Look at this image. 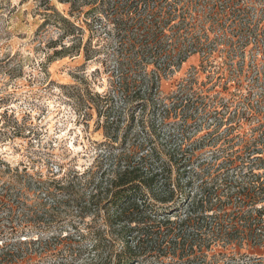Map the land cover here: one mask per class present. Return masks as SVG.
Instances as JSON below:
<instances>
[{
	"label": "trees",
	"instance_id": "1",
	"mask_svg": "<svg viewBox=\"0 0 264 264\" xmlns=\"http://www.w3.org/2000/svg\"><path fill=\"white\" fill-rule=\"evenodd\" d=\"M262 1L56 0L67 6L62 14L51 0H40V28L50 24L59 33L50 42L54 50L48 58L82 55L87 64L99 60L100 48L109 43L107 37L114 42L118 81L112 84L111 93L119 94L121 109L128 116L122 141L126 142L135 125L139 130L134 136L140 141L131 148L109 152L105 164L82 173L71 171L58 180L27 184L37 191V198H43L34 207L13 201L10 193L4 196L8 204L0 196V210L6 209L5 218H0L4 222L0 226V264H46L47 257H57L56 264L252 263L251 257L239 251L245 247L254 250L264 243V173H257L264 170V125L258 126L260 132H255L243 151L212 165L217 168L212 175L202 167L194 170V156L183 153L181 146L168 148L157 134L155 117L161 114L162 126L170 114L177 117L187 107L179 98L183 89L165 105L159 91L163 80L193 54L210 57L224 49L226 54L231 49L236 54L233 47L238 35L239 52L255 55L246 70L241 67L236 72L235 65L236 84L240 87L241 75L245 79L254 75L253 84L244 87L248 95L238 98L243 106L229 117L238 118V124L263 116L264 8L259 20L250 16L251 8ZM201 3L208 8L206 16L212 25L195 36L194 9ZM227 27L230 38L222 44L216 30L224 34ZM211 32L212 48L207 46ZM184 34L186 39L189 36L187 44L181 39ZM95 40L96 47L92 45ZM100 42L105 45L99 48ZM219 45L224 49L218 50ZM227 67L231 69V63ZM257 83L262 84L258 86L261 90L253 98ZM89 95L98 117L105 118L104 138L113 149L124 112L109 120L114 97L110 92ZM213 114L218 113L213 110ZM227 120L220 121L217 128ZM257 204L261 206L257 208ZM14 222L21 227H11ZM52 224L70 230L66 236L50 238L53 247L42 238L21 239V235L43 231Z\"/></svg>",
	"mask_w": 264,
	"mask_h": 264
},
{
	"label": "rangeland",
	"instance_id": "2",
	"mask_svg": "<svg viewBox=\"0 0 264 264\" xmlns=\"http://www.w3.org/2000/svg\"><path fill=\"white\" fill-rule=\"evenodd\" d=\"M50 4L58 12L66 14V5L56 0H51ZM263 6L264 1L256 3L250 10L251 18L259 20ZM42 9L40 0H0V196L4 200V196L10 193L13 201L19 200L27 208L43 200L37 198V191L27 188V184L58 180L71 171L82 173L97 164H105L109 152L119 151L124 146L131 148L140 141L134 136L139 130L136 125L129 131L126 142L122 141L128 116L127 110L124 112L121 109L123 103L119 94L111 93L112 84L118 81L113 56L114 42L109 37L106 46L100 42L98 47H103L100 48L99 60L87 64L82 55L48 58L54 50L50 42L56 40L59 33L50 24L40 28L43 23L40 15ZM207 9L202 3L194 9L197 18L195 36L212 25V20L206 16ZM226 29L224 34L223 30H216L222 44L230 38V27ZM212 35V32L209 33L210 40L207 42L210 48ZM188 37L186 39L184 34L181 39L187 44ZM92 45L96 47V40ZM241 45L238 35L233 47L238 50L236 54H240L237 57L232 49L226 54L222 45L218 46V50L224 51L210 57L202 53L193 54L177 72L160 84V97L165 105L169 106L178 90L183 89V96L179 98L187 107L184 110L180 107L181 112L177 117L170 114L162 126H159L161 114H157V134L166 141L168 148L179 145L183 153L192 154V166L196 171L202 167L215 174L217 168H212V165L219 164L233 152L243 151L255 137L258 126L264 125V106L260 110L263 116L252 118L253 121L248 118L249 121L237 124L238 118L229 117L235 109L243 106L238 98L242 96L244 99L248 95L244 87L253 84L254 74L247 75L246 79L241 75L240 87L234 79L235 65L236 72L241 67L246 70L255 55L240 53ZM59 46L56 45L57 48ZM260 58L257 56V59ZM227 62L231 63V69H228ZM260 85L254 84L255 87ZM260 90L258 87L253 91V98ZM109 92L114 97L109 120L117 119L120 112H124L113 149L104 138L102 128L105 118L98 117L89 95ZM213 110L218 114H213ZM225 120L228 123L217 128L216 125L220 121L226 123ZM217 172L223 174L225 170ZM257 173L263 174L264 170ZM4 202L10 203L8 198ZM260 206L256 205L257 208ZM0 214V218H5L6 209L0 210ZM3 224L0 223V226ZM11 227L18 229L21 226L14 222ZM69 231L67 226L52 224L43 231L21 235V239L25 236L34 240L42 238L52 246L54 242L50 238L66 236ZM239 252L251 257L252 263L243 260H235V263L264 264V256H260L264 255V244L262 248L249 250L245 247ZM58 260L57 257H47L45 263L56 264ZM258 260L259 263H256Z\"/></svg>",
	"mask_w": 264,
	"mask_h": 264
},
{
	"label": "crops",
	"instance_id": "3",
	"mask_svg": "<svg viewBox=\"0 0 264 264\" xmlns=\"http://www.w3.org/2000/svg\"><path fill=\"white\" fill-rule=\"evenodd\" d=\"M264 244V243H263ZM263 247V245L260 247V248H262ZM260 256H264V255H262V254H260Z\"/></svg>",
	"mask_w": 264,
	"mask_h": 264
}]
</instances>
